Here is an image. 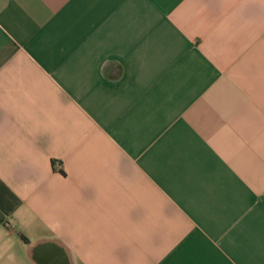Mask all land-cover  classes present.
<instances>
[{
	"label": "crops",
	"instance_id": "0c3cea01",
	"mask_svg": "<svg viewBox=\"0 0 264 264\" xmlns=\"http://www.w3.org/2000/svg\"><path fill=\"white\" fill-rule=\"evenodd\" d=\"M0 264H264V0H0Z\"/></svg>",
	"mask_w": 264,
	"mask_h": 264
}]
</instances>
